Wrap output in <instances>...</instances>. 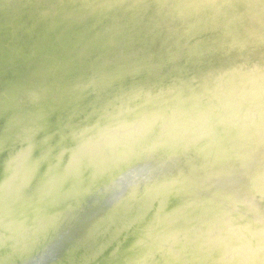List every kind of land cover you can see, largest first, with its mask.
<instances>
[{"label":"rangeland","instance_id":"374dc122","mask_svg":"<svg viewBox=\"0 0 264 264\" xmlns=\"http://www.w3.org/2000/svg\"><path fill=\"white\" fill-rule=\"evenodd\" d=\"M151 1L0 0V264H264V0Z\"/></svg>","mask_w":264,"mask_h":264},{"label":"bare ground","instance_id":"6f19581e","mask_svg":"<svg viewBox=\"0 0 264 264\" xmlns=\"http://www.w3.org/2000/svg\"><path fill=\"white\" fill-rule=\"evenodd\" d=\"M86 1H87V0H86ZM154 1H155V0H153V2H152V1H151V2L154 3ZM156 1H157V0H156ZM160 1H162V0H159V2H160ZM164 2H165V1H164ZM185 2H186V1H185ZM92 3H93V2H92ZM109 3H110V1H109ZM155 3L157 4L158 8H160L159 5H158V2H155ZM181 3H182V2H181ZM181 3H180V4H181ZM156 4H155V5H156ZM162 4H163V3H162ZM160 5H161V4H160ZM163 5H164V4H163ZM175 5H176V4H175ZM177 5H178V4H177ZM101 6H102V5H101ZM103 6H104V4H103ZM106 6L109 7V5H106ZM106 6H105V7H106ZM171 6H172V5H171ZM48 7H49V6H48ZM95 7H96V6H95ZM95 7H93V8L95 9ZM145 7H146V6H145ZM177 7H178V6H176V8H177ZM97 8H98V7H96L95 10H99V9H100V8H98V9H97ZM109 8H110V7H109ZM102 9H103V8H102ZM105 9H106V8H105ZM155 9H156V8H155ZM177 9H178V8H177ZM90 10H91V9H90ZM158 10H159V9H158ZM158 10H157V11H158ZM160 10H162V9H160ZM91 11L93 12V10H91ZM100 11H101L100 13H103L101 9H100ZM108 11H109V10H108ZM164 11H165V10H164ZM96 12H97V11H96ZM96 12H95V13H96ZM161 12H163V11H161ZM161 12H160V14H161ZM108 13H109V12H108ZM111 13H112V12H111ZM111 13H109V14H111ZM147 13H148V12H147ZM168 13H169V12H168ZM170 13H171V12H170ZM97 14H99V12H98ZM104 14H106V11H104ZM94 15H95V17H98V15H96V14H94ZM157 15H158V14H157ZM157 15H156V16H157ZM168 15H169V14H168ZM168 15H167V16H168ZM262 15H263V14H262ZM92 16H93V14H92ZM100 16H101V15H100ZM148 16H150V15H148ZM153 16L155 17V15H153ZM167 16H166V17H167ZM89 17H90V16H89ZM145 18L148 19L147 16H145ZM158 18H160V17H158ZM164 18H165V17H164ZM164 18H162V19H164ZM167 18H168V17H167ZM88 19H89V18H88ZM104 19H105V18H104ZM135 19H136V18H135ZM147 19H146V20H147ZM153 19H155V18H153ZM165 19H166V18H165ZM92 20H94V19H92ZM140 20H141V19H140ZM130 21H131V20H130ZM134 21H137V20H134ZM156 21H157V20H156ZM162 21H163V20H162ZM128 22H129V21H128ZM143 22H144V21H143ZM164 22H165V21H164ZM164 22H163V23H164ZM86 23H87V22H86ZM87 24H88V23H87ZM156 24H157V23H156ZM215 24H216V22H215ZM228 24H230V23H228ZM230 25H231V24H230ZM232 25H234V24H232ZM125 26H126V25H125ZM159 26H160V25H159ZM230 27H231V26H230ZM238 28H239V27H238ZM242 28H243V27H242ZM238 30H239V29H238ZM242 30H243V29H242ZM219 31H220V30H219ZM232 32H233V31H232ZM231 34H232V33H231ZM233 34H234V33H233ZM256 36H257V35H256ZM233 37H234V36H233ZM128 38H129V37H128ZM231 38H232V36H231ZM129 39H130V38H129ZM127 41H128V40H127ZM234 42H235V41H234ZM236 43H237V42H236ZM259 71H260V70H259ZM255 72H256V71H255ZM240 73H241V72H240ZM256 73H257V72H256ZM258 73H259V72H258ZM254 74H255V73H254ZM242 76H243V75H242ZM251 76H252V75H251ZM252 78H253V77H252ZM261 83H262V82H261ZM245 90H246V89H245ZM102 103H103V102H102ZM260 111H261V110H260ZM255 112H256V111H255ZM257 112H258V111H257ZM261 113H262V111H261ZM255 114H257V113H255ZM257 115H258V114H257ZM257 119H258V118H257ZM254 120H255V119H254ZM123 127H125V126H124V124H122V119H120V120H119V123H118L117 125H115V128H114V129L117 130V131H119V130H121ZM134 127H135V126H134ZM136 128H137V127H136ZM114 129H113V131H115ZM126 129H127V128H126ZM131 129H132V128H131ZM124 130H125V129H124ZM134 130H135V129H134ZM130 131H132V130H130ZM209 131H210V130H209ZM209 131H208V132H209ZM115 132H116V131H115ZM104 133H105V132H104ZM113 133H114V132H113ZM213 133H214V132H213ZM106 134H107V133H106ZM201 134H202V133H201ZM211 134H212V133H211ZM197 135H198V134H197ZM210 136H211V135H210ZM53 137H54V136H53ZM53 137H52V139H53ZM55 137H56V136H55ZM55 137H54V138H55ZM199 137H200V136H199ZM56 139H57V138H56ZM56 139H55V140H56ZM198 139H200V138H198ZM214 140H216V138H214ZM53 141H54V140H53ZM198 141H199V140H198ZM249 141H250V140H249ZM54 144H55V143H54ZM55 145H56V144H55ZM55 145H53V146H55ZM56 146H57V145H56ZM250 146H252V145L250 144ZM255 147H256V146H255ZM90 148H91V147H90ZM90 148H88L89 151H88V149H86V151H88V153L90 152ZM93 149H94V148H93ZM258 149H259V147H258ZM86 151H84V152H86ZM91 151H92V149H91ZM251 152H252V151H251ZM86 153H87V152H86ZM249 153H250V151H249ZM249 153H248V154H249ZM15 155L17 156V153H16V152H15ZM18 155H19V154H18ZM28 157H29V156H28ZM12 158H13V157H12ZM157 158H158V157H157ZM161 158H162V157H161ZM161 158H158V159H161ZM164 158H165V157H164ZM179 158H180V157H179ZM14 159H15V158H14ZM162 159H163V158H162ZM10 160H13V159H10ZM141 160H143V159H141ZM155 161H156V160H155ZM159 161H160V160H159ZM8 162H9V161H8ZM10 163H11V162H10ZM10 163H8V164H10ZM136 166H137V164L132 162V163L130 164V166H129V169H132V168H133L132 170H136V169H137ZM95 167H96V166H95ZM97 168H98V169H102V168L99 167V165L97 166ZM190 174H191V173H190ZM137 177H138V176H137ZM132 178H133V177H132ZM127 179H128V175H127V171H126V172L122 175V177L119 178L117 184L119 185L121 182H123V181H125V180H127ZM9 184H10V183H9ZM123 185H124V184H123ZM131 185H132V183H131ZM11 186H12V187L9 186V187H10L9 191L12 190V189H15V188H16V187H14V186H15V183H14V186H13V185H11ZM128 187H129V186H128ZM146 189H147V188H146ZM7 190H8V188H7ZM7 190L4 189V192H3V189H2V190H0V193H3V196H7V193H8ZM178 193H179V192H178ZM3 198H4V197H3ZM5 198H6V197H5ZM28 200H29V199H28ZM3 202H4V200H3ZM58 202H59V201H58ZM58 202H57V203H58ZM60 202H61V201H60ZM60 202H59V203H60ZM4 203H6V202H4ZM27 203H28V202H27ZM29 203H30V202H29ZM31 204H32V203H31ZM51 204H53V203H51ZM60 204H61V203H60ZM67 205H68V204H67ZM36 207H37V206H36ZM45 207H46V206H45ZM164 207H165V206H164ZM46 208H47V207H46ZM159 210L161 211V208H160ZM40 211H41V210H40ZM157 211H158V209H157ZM155 212H156V211H155ZM153 213H154V212H153ZM153 213H152V214H153ZM154 214H155V213H154ZM159 214H160V213H159ZM26 216H27V215H26ZM31 216H32V215H31ZM32 217H33V216H32ZM237 217H238V216H237ZM32 219H33V218H32ZM160 220H161V219H160ZM238 220H239V219H238ZM32 221H33V220H32ZM233 222H234V221H233ZM72 223H73V222H72ZM157 223H158V222H157ZM157 223H156V224H157ZM74 225H75V224H74ZM70 227H71V226H70ZM152 227H153V226H152ZM154 228H155V227H154ZM150 230H151V229H150ZM135 231H138V230H135ZM135 231H134V232H135ZM141 232H142V230H141ZM194 257H195V256H194Z\"/></svg>","mask_w":264,"mask_h":264}]
</instances>
